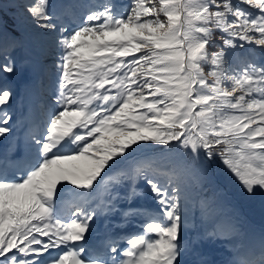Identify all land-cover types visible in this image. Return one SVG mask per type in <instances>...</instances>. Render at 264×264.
<instances>
[{"label": "snow or ice", "instance_id": "6c2138e0", "mask_svg": "<svg viewBox=\"0 0 264 264\" xmlns=\"http://www.w3.org/2000/svg\"><path fill=\"white\" fill-rule=\"evenodd\" d=\"M51 2L25 9L56 34L58 89L13 162L19 175L0 162V264H182L180 178L137 154L181 149L201 172L219 157L244 193L264 195V0H132L124 13L104 3L72 28ZM215 32L223 47L209 54ZM15 72L0 63V137L12 131ZM101 189L108 198L93 206ZM149 194L156 209L132 206ZM120 201L125 218L143 216L141 230L121 247L87 248L93 221ZM239 264H264V245Z\"/></svg>", "mask_w": 264, "mask_h": 264}, {"label": "trees", "instance_id": "16d2710c", "mask_svg": "<svg viewBox=\"0 0 264 264\" xmlns=\"http://www.w3.org/2000/svg\"><path fill=\"white\" fill-rule=\"evenodd\" d=\"M86 1L94 2V0H66L64 4L59 1L52 0L49 11L55 12L62 16L65 13H73V2ZM17 0H0V61L4 62L5 58L14 61L16 72L11 76L16 81L24 82L26 78H30L31 84L35 85L38 81V71L34 67L19 64L18 61H27L29 63L38 64L37 57L43 52L44 56L51 55L53 59L59 61V48L56 44V34L46 32L48 37L47 45H40L31 42L23 33L24 28H31L35 25L34 21H26L25 14L18 12ZM87 11V10H85ZM35 27H37L35 25ZM221 33L215 32L214 37L219 38ZM54 48L56 50H54ZM53 51V52H51ZM232 51V50H229ZM53 56H52V54ZM253 56L257 59L255 53ZM49 88H52L55 81L48 74ZM23 93L31 96L27 87H24ZM155 147V146H154ZM138 157H154L156 166L169 172H175L180 178L182 193H187L185 204L188 206L185 215V222L195 217L192 225V236L188 243L193 245L192 255L194 253H203L216 238L224 242L227 250H223L226 254L231 247L227 245L228 241H232L238 237L247 235V231L251 226V222H262L264 219V195L257 194L255 197H249L243 192L238 181L233 177L219 157L213 161H204L205 171L201 172V165L194 163L190 157L183 155V150L176 149L168 154L161 150L156 152L152 149H146L143 153H138ZM194 180L190 181L189 177ZM190 195V196H189ZM205 202L211 206V211L206 210ZM260 228H264V224ZM229 231V235L221 236L220 232ZM216 233L209 236V233ZM182 239L187 240L185 235ZM227 241V242H226ZM186 256H183L182 264L189 262Z\"/></svg>", "mask_w": 264, "mask_h": 264}, {"label": "rangeland", "instance_id": "374dc122", "mask_svg": "<svg viewBox=\"0 0 264 264\" xmlns=\"http://www.w3.org/2000/svg\"><path fill=\"white\" fill-rule=\"evenodd\" d=\"M95 1L99 4L98 7H100V5H103L104 3H111L114 6V11H116L117 13L126 12L132 3V0H95ZM35 2L36 0H17L16 6L18 8V12H17L19 13L18 15H20L21 13L25 14V16L27 17V19L25 20L32 21L33 19L29 16V14L27 13L25 9H26V5L30 3H35ZM85 8H89V10L93 11L97 9V6L89 4V3H86V5L81 4V6L74 9L73 15L64 17L61 24L69 28L75 27L76 25L80 24L81 19L84 15L83 13H84ZM33 27L34 28L32 30H30L31 28H29V30L24 28L26 35L30 37L32 42L34 43L36 42L43 46L47 45L46 41H43V39L47 40V37H48L46 33L47 31L40 29L38 27H35V25H33ZM222 47H223V43L220 40V38L213 37L212 44L208 49L209 54H211L212 52L218 51ZM247 47L253 48L254 51L252 55L255 53L257 57L258 56L262 57L260 49L256 48L254 45L247 46ZM55 48L58 49V47H55ZM55 48L54 50H56ZM238 51L243 52L244 50L240 49ZM40 54L43 55L44 53L41 52ZM46 59L47 60H43V61H45V63H49L53 71L58 69L57 64L59 61H56L55 59H53L51 55L46 56ZM256 61L260 62L261 60L258 61V58H257ZM211 67H212L211 65H206L205 71L207 72L211 70ZM58 76H59V73H58ZM6 82L11 87V83L9 82V80H7ZM41 85L46 86L45 83ZM56 86L58 87V84ZM54 92H56L57 94V90L54 89L52 94L47 93L43 95V97H41L43 98L42 102L45 105H49L50 107L54 106L55 98H56V94ZM37 109L38 108L32 109L34 112V116L31 122L28 123V126L32 127L33 124L38 125L40 128L39 131L36 133L38 135L39 132H42L44 130V120L46 118L47 113L45 112V107L40 106L39 110ZM0 151H2V146L0 147ZM15 170H16L15 166L8 167V175L10 176L11 174H13ZM189 178H190V181L194 180L192 176ZM143 187L144 186L142 185V183L138 182L137 184L138 190L143 189ZM101 191L103 192V195H102L104 199L103 201H105L108 198L107 194L103 191V189H101ZM98 194L95 193L93 196V200H94L93 206L96 205L98 201V198H99ZM185 197H187V193H184V192L181 193V204L184 206V209L186 212L188 206L185 204L186 202ZM99 203H102V202H100L99 200L97 204ZM132 206L138 208L140 211H143L144 209H156L158 207L157 205H155V202L152 199L150 194L135 200ZM127 207L128 205L124 201H120L119 203H117L115 210H113L112 212H107V211L102 212L93 221L92 228L88 235H90L92 232V234L98 238V241H97L98 248L106 244L107 239L114 240V238L110 237V235H114V234L116 235L118 231H122V233L124 234L125 233L133 234L141 230L140 226H141V223L143 222V216L142 215H130L125 218L123 213L125 212ZM190 223H193V219L190 220ZM190 223L185 222V227L181 234V235H185V237L187 238H191L192 225ZM263 224H264V219H262V222L260 224L259 222L257 223V222L252 221L251 222L252 227H250L249 230L246 232L247 233L246 237L248 239H244L242 241L241 239L236 238L232 241H228L227 245L229 247L231 246L233 248V251L225 257L221 251L223 249V246H226V244L224 242H218V240H215L210 246L207 245L205 249V251H207L205 258L204 259L199 258L196 264H238L237 261L241 260V257L248 251L251 253V256H254V257L257 255L260 256L261 251H262V245H264V228L262 229L260 228V226L263 227L262 226ZM220 235L227 236L229 235V231L220 232ZM239 244L243 245L242 247L243 249L241 253H239L238 251ZM117 246L121 247L123 245H119V243H117Z\"/></svg>", "mask_w": 264, "mask_h": 264}, {"label": "bare ground", "instance_id": "6f19581e", "mask_svg": "<svg viewBox=\"0 0 264 264\" xmlns=\"http://www.w3.org/2000/svg\"><path fill=\"white\" fill-rule=\"evenodd\" d=\"M94 201V200H93Z\"/></svg>", "mask_w": 264, "mask_h": 264}]
</instances>
